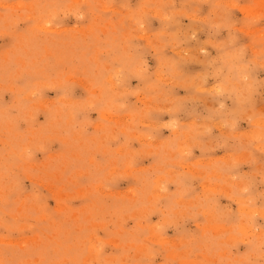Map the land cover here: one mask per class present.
I'll return each mask as SVG.
<instances>
[{"label": "rangeland", "instance_id": "1", "mask_svg": "<svg viewBox=\"0 0 264 264\" xmlns=\"http://www.w3.org/2000/svg\"><path fill=\"white\" fill-rule=\"evenodd\" d=\"M0 264H264V0H0Z\"/></svg>", "mask_w": 264, "mask_h": 264}]
</instances>
